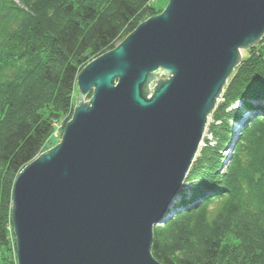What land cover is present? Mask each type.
Instances as JSON below:
<instances>
[{
	"label": "water",
	"instance_id": "95a60500",
	"mask_svg": "<svg viewBox=\"0 0 264 264\" xmlns=\"http://www.w3.org/2000/svg\"><path fill=\"white\" fill-rule=\"evenodd\" d=\"M263 37L264 0H169L86 65L60 142L15 180L18 264H162L154 226L242 52Z\"/></svg>",
	"mask_w": 264,
	"mask_h": 264
},
{
	"label": "trees",
	"instance_id": "16d2710c",
	"mask_svg": "<svg viewBox=\"0 0 264 264\" xmlns=\"http://www.w3.org/2000/svg\"><path fill=\"white\" fill-rule=\"evenodd\" d=\"M149 2L0 0V264H18L17 176L44 151L56 118L72 115L84 67L163 11ZM222 97L210 115L220 121L216 144L201 148L154 226L162 264H264V45L249 49Z\"/></svg>",
	"mask_w": 264,
	"mask_h": 264
},
{
	"label": "rangeland",
	"instance_id": "374dc122",
	"mask_svg": "<svg viewBox=\"0 0 264 264\" xmlns=\"http://www.w3.org/2000/svg\"><path fill=\"white\" fill-rule=\"evenodd\" d=\"M14 1H17V0H14ZM168 1L169 0H150V2L149 3H152V4H154L155 5V7L158 9V11L160 12V10H164V8L166 7V5H167V3H168ZM161 13V12H160ZM159 13V14H160ZM153 17V16H152ZM150 17L149 16H145V18H143L142 20H141V22L138 24V26L142 23V22H144V21H146L147 19H149ZM263 39V40H262ZM256 45H254L253 47H251L250 48V50H254L255 49V47H257V49L258 48H260L262 45H264V38H262ZM249 51V49L248 50H246V51H243L242 53H243V59H244V56H246V54H247V52ZM94 60V59H93ZM92 60V61H93ZM243 62V61H242ZM241 62V63H242ZM240 63V64H241ZM239 64V65H240ZM238 65V66H239ZM165 75H163V76H161V79L163 78V79H165ZM157 79L159 80V75L157 76ZM77 94H78V91L76 92V97H77ZM91 96H92V93H90L86 98H85V102H88L90 99H91ZM76 97L74 98V103H75V105H76ZM219 101V103H221V102H223V97H222V95H221V97H220V99L218 100ZM75 105H74V107H75ZM238 105V104H237ZM236 105V106H237ZM74 110V109H73ZM72 115H73V113H72ZM72 115L70 116L69 114H61L60 116H58L57 118H56V120L54 121V132L51 134V136L48 138V140H47V142H46V144H45V146H44V151H47V150H49V149H51V148H53L54 146H56L59 142H60V140H61V138H62V135H63V132H64V129H65V126H66V124L71 120V118H72ZM220 124V121H218V120H216L215 119V117L212 115L211 117H209V121H208V127H207V131H206V135H205V137H204V141H203V145L200 147V150H201V148H204V147H206V145L208 144V145H214V144H216V139L214 138V131H213V129H215V127L217 126V125H219ZM234 129H238V126H236V124H235V127H234ZM199 150V151H200ZM43 151V152H44ZM227 153V152H226ZM198 154H199V152H198Z\"/></svg>",
	"mask_w": 264,
	"mask_h": 264
},
{
	"label": "built area",
	"instance_id": "2783aa9c",
	"mask_svg": "<svg viewBox=\"0 0 264 264\" xmlns=\"http://www.w3.org/2000/svg\"><path fill=\"white\" fill-rule=\"evenodd\" d=\"M160 75V74H159ZM164 75V73H162L161 74V76H163ZM153 85L154 84H152V85H150V87H149V89H150V92H149V95H148V97H151V94H152V90H153ZM204 143L202 142V145H203Z\"/></svg>",
	"mask_w": 264,
	"mask_h": 264
},
{
	"label": "bare ground",
	"instance_id": "6f19581e",
	"mask_svg": "<svg viewBox=\"0 0 264 264\" xmlns=\"http://www.w3.org/2000/svg\"><path fill=\"white\" fill-rule=\"evenodd\" d=\"M207 131V130H206ZM205 135H206V133H205Z\"/></svg>",
	"mask_w": 264,
	"mask_h": 264
}]
</instances>
